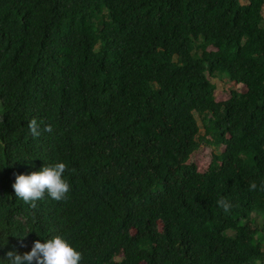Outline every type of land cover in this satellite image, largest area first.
<instances>
[{
	"label": "trees",
	"instance_id": "1",
	"mask_svg": "<svg viewBox=\"0 0 264 264\" xmlns=\"http://www.w3.org/2000/svg\"><path fill=\"white\" fill-rule=\"evenodd\" d=\"M263 8L0 0V255L58 235L80 264H264ZM218 74L239 89L224 101ZM58 161L65 199L14 195Z\"/></svg>",
	"mask_w": 264,
	"mask_h": 264
},
{
	"label": "clouds",
	"instance_id": "2",
	"mask_svg": "<svg viewBox=\"0 0 264 264\" xmlns=\"http://www.w3.org/2000/svg\"><path fill=\"white\" fill-rule=\"evenodd\" d=\"M29 131L33 136L39 135L35 120L29 123ZM65 167L63 162L58 161L42 165L35 172L15 175L11 184L14 195L25 203H34L45 195L55 201L65 199L69 192V184L64 179ZM217 204L225 212L230 207L224 199ZM80 261L81 253L58 235L33 241L30 249L23 254L13 250L0 255V264H80Z\"/></svg>",
	"mask_w": 264,
	"mask_h": 264
},
{
	"label": "rangeland",
	"instance_id": "3",
	"mask_svg": "<svg viewBox=\"0 0 264 264\" xmlns=\"http://www.w3.org/2000/svg\"><path fill=\"white\" fill-rule=\"evenodd\" d=\"M262 15H263V25H264V8L262 9ZM208 49H214L213 47H209ZM211 82H213L216 86L215 92H214V98L216 101H224L228 97V92L230 89L235 88L238 89V86L230 82L226 76L223 75H217L215 78H211ZM2 114V109L0 106V115ZM194 116L197 120L198 126H199V132L197 134V139H200L201 137H207V130L205 129V126L203 124V121L201 118L197 115V113H194ZM200 141V140H199ZM210 153L209 148L207 147L205 141H202L199 144V147L196 149V151L192 154V159L194 160V163L196 164L197 170L202 172L207 168L208 161H209ZM255 219L254 224L261 227L264 224V218H253ZM253 228V227H252ZM258 237H262V231L259 230V232H256Z\"/></svg>",
	"mask_w": 264,
	"mask_h": 264
}]
</instances>
